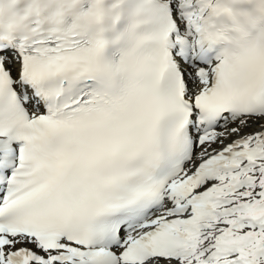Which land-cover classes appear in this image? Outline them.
Returning <instances> with one entry per match:
<instances>
[{"label":"snow or ice","instance_id":"snow-or-ice-1","mask_svg":"<svg viewBox=\"0 0 264 264\" xmlns=\"http://www.w3.org/2000/svg\"><path fill=\"white\" fill-rule=\"evenodd\" d=\"M0 264H264V0H0Z\"/></svg>","mask_w":264,"mask_h":264}]
</instances>
